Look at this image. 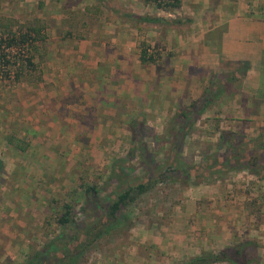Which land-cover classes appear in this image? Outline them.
<instances>
[{
    "label": "rangeland",
    "instance_id": "obj_1",
    "mask_svg": "<svg viewBox=\"0 0 264 264\" xmlns=\"http://www.w3.org/2000/svg\"><path fill=\"white\" fill-rule=\"evenodd\" d=\"M107 2L121 13L136 16L150 14L180 20L190 15L184 8L164 11L147 0ZM117 19L128 20L123 14L97 5L94 0H0L1 34L19 36L29 26L41 27L30 46V64L26 62L18 69L11 67L15 71L14 80L0 82V158L4 163L0 176V264H20L31 252L57 238L62 232L56 222L62 204L71 203L75 219H83L91 209L82 210L83 186H93L102 204L108 194L155 175V167L165 171V177L126 207L128 228L96 240L77 264H182L195 255L217 254L226 246L244 240L256 243L258 258L255 264H264V179L247 167L211 173L199 168V172H192L193 176L186 179L170 164V158L176 156L182 166L199 167L204 154L223 153L224 145L219 147L220 135L228 131H240L247 139L257 137L264 128L263 114L240 118L229 112L208 110L193 121L177 150L173 146L172 124L168 123L151 124L140 140L126 138L121 130L123 126L114 124L119 129L111 133L107 141L96 138L99 127L91 119L86 118L83 124L77 121L72 126V123L63 124L65 131L69 133L70 130L75 138L63 141L65 145L59 144L57 150L65 154L59 157L63 159L61 164L68 168L80 158L76 169L68 168V172L49 171L50 156L42 157L39 162L37 155L28 156L26 152L22 158L21 153L8 145V128L22 126L21 123L11 125L14 111H8L10 105L12 109L21 110L18 99L23 98L22 83H36L33 80L41 77L40 72H45L48 66L61 64L57 58L61 59L59 49L63 41L85 39L98 30L100 36L108 40L107 48H111L115 38L113 22ZM134 21L141 29L149 25ZM137 40L141 44V35ZM153 45L161 48L154 56V61L159 62L167 48L157 43L146 44ZM69 63L74 69L69 79L77 81L81 65L74 59ZM79 93L80 90L76 95ZM35 94L31 90L24 93L27 97ZM76 98V107L81 108L83 98ZM76 115L79 113L73 110L72 119H77ZM68 144H73L71 149L77 150L80 146L79 150L88 149L89 153L81 157L79 152L67 151ZM47 145L46 142L43 149ZM142 149L147 156L141 155ZM262 158L264 161V152ZM29 182L32 186L27 192L24 187ZM43 191L45 197H49L40 205L36 200ZM101 214L100 206L94 209V216ZM94 216H89L87 221H92ZM210 264L229 263L215 261Z\"/></svg>",
    "mask_w": 264,
    "mask_h": 264
},
{
    "label": "crops",
    "instance_id": "obj_2",
    "mask_svg": "<svg viewBox=\"0 0 264 264\" xmlns=\"http://www.w3.org/2000/svg\"><path fill=\"white\" fill-rule=\"evenodd\" d=\"M179 8L190 15L172 20L145 14L161 21H146L149 25L142 29L133 19H117L111 48L98 30L85 39L63 41L61 59L57 58L61 64L40 72L41 77L33 80L36 83H22L21 110L8 105V111H14L11 125L22 126H10L5 130L7 138L13 135L23 149L7 139L8 145L20 157L26 152L37 155L39 162L50 156L49 171L68 172L76 169L80 158L69 164L70 169L61 164L59 157L65 154L57 150L59 144L75 138L63 124L91 119L99 127L96 138L106 141L119 129L113 126L118 124L126 138L140 140L151 124L183 122L180 114L192 103L198 104L209 90L218 92L200 116L211 109L240 118L264 115V96L259 95L264 92V0H181ZM148 42L167 48L159 62L140 60L141 48ZM73 59L82 70L77 81L69 79ZM30 90L36 94L25 96ZM76 96L83 98L81 108L76 107ZM73 110L79 113L78 120L72 119ZM191 116L187 120L192 122L199 117ZM72 145L68 144L67 151L79 152L81 157L89 153L79 150L80 146L71 149ZM29 183L24 187L27 192ZM45 195L43 191L36 201L45 203L49 197Z\"/></svg>",
    "mask_w": 264,
    "mask_h": 264
},
{
    "label": "trees",
    "instance_id": "obj_3",
    "mask_svg": "<svg viewBox=\"0 0 264 264\" xmlns=\"http://www.w3.org/2000/svg\"><path fill=\"white\" fill-rule=\"evenodd\" d=\"M94 1L97 5L103 6L111 12L123 14L128 19L144 22L161 21V18L158 17H148L147 15L135 16L128 13H121L109 5L107 0ZM147 1H153L158 8L164 11L178 9L181 5V0ZM40 29L41 27L29 26L27 30L22 32L18 37L22 41H25L27 38L36 40L37 37L34 36H38ZM147 47L148 46H144L141 48L140 60L143 62H153L155 59L153 56L147 55ZM27 62L30 64L31 60L27 59ZM244 69L245 65L242 70L244 71ZM217 92L218 90L204 92L203 98L198 101V104L196 102L192 103L189 108L185 109L186 111L180 114L183 122H176L177 124L171 123V129H173L172 139L175 142L173 146L176 148L175 150L182 146L183 138L188 128L193 123V119L187 120L188 114L192 115L191 118L199 116V114L206 109V106L211 102L213 97L216 96ZM259 95L264 96V92L259 93ZM7 139L8 142L15 143L17 148L23 149L21 145L15 142L13 135H10ZM220 140L219 147L221 144L224 145L223 153H215L213 155L204 154L202 163H200L199 167L194 165L187 167L182 166L177 159H175L176 156L170 158V164L176 166V171H181V177L186 179L193 176L192 172H199V168L202 172L211 173L213 171L221 172L224 169L235 167H247L258 177L264 179V161L262 158V152H264V128L262 129V133L255 138L247 139L240 131H228L220 135ZM141 155H146L144 149L141 150ZM119 167L125 170L123 166ZM3 171L4 163L0 158V176ZM153 172L155 175L148 176L146 181L137 182L131 187H127L115 194H108L109 196H107L102 204L99 203L100 199L97 197V191H95L93 186H83L82 191L85 196V203L82 210L86 211L89 207L91 208L88 209L89 213H87L83 219L77 221L74 217V206L71 203L62 204L56 221L57 224L62 227L61 234L57 238L51 239L41 249L31 252L20 264H77L85 251L90 248L96 240L113 232L122 231L125 227L128 228V218L125 214L126 207L133 203L139 195L152 188L157 180H162L166 173L157 167L154 168ZM99 206L102 214L94 216V209L96 210ZM89 216H94V219L92 221H87ZM257 258L256 243L253 240H244L235 245L226 246L217 254L211 252L204 253L203 255L194 256L189 259L188 262L182 264H210L215 261H225L229 264H255Z\"/></svg>",
    "mask_w": 264,
    "mask_h": 264
},
{
    "label": "built area",
    "instance_id": "obj_4",
    "mask_svg": "<svg viewBox=\"0 0 264 264\" xmlns=\"http://www.w3.org/2000/svg\"><path fill=\"white\" fill-rule=\"evenodd\" d=\"M31 42V38L22 41L18 35L0 33V82L14 80L15 71L11 67L18 69L27 62ZM146 49L147 55L153 57L161 51V48L154 45Z\"/></svg>",
    "mask_w": 264,
    "mask_h": 264
}]
</instances>
